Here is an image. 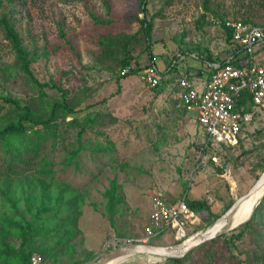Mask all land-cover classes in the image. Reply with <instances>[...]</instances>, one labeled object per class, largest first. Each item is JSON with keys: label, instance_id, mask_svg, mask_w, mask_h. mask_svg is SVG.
I'll return each instance as SVG.
<instances>
[{"label": "rangeland", "instance_id": "374dc122", "mask_svg": "<svg viewBox=\"0 0 264 264\" xmlns=\"http://www.w3.org/2000/svg\"><path fill=\"white\" fill-rule=\"evenodd\" d=\"M146 2L145 17L152 21L149 50L139 23L145 18L140 0H16L11 11L0 7V16L9 12L24 46L37 55L31 65L34 77L66 90L71 101L84 109L77 114L80 121L87 112L102 115V127L88 133L91 144L87 146L110 145L102 163L91 162L92 155L86 152L87 157H81L85 170L80 174L55 169L58 179L84 194V203L78 232L67 242L63 254L57 260L45 256L52 264H93L111 249L141 236L154 193L162 194L169 203L203 200L213 213H219L229 201L247 193L256 180V156L242 155L237 147L204 148L205 137L195 123L196 113H184L177 91L166 89L183 77L186 68L208 70L195 57L197 53L222 60L227 49L223 32L210 16L200 23V0H172L168 5L167 0ZM212 4H220L229 13L239 10V15L264 26L263 0H212ZM120 33L136 35L130 49L131 65L145 68L154 61L163 79L161 90L148 88L137 75L120 78L115 62L102 57L95 44L97 36ZM4 38L0 31V69L16 63ZM255 50L260 51V46ZM263 59L264 52L257 57ZM169 64L173 72L166 78ZM27 82L22 74L3 75L0 70V95L27 99L32 95ZM47 93L54 95L56 90ZM71 120L67 117L64 121ZM248 127L250 134L261 128L264 133V117ZM243 144L244 150H249L264 144V136L249 135ZM112 183H116L118 194L111 209L106 192ZM193 214L195 221L185 227L188 237L210 224L205 225V212ZM174 242L170 230L157 240L159 245ZM211 249L195 250L185 264H222L220 253H209ZM33 254L41 255L35 250L29 253ZM132 258L118 264H144L140 257ZM11 264L21 261L14 258Z\"/></svg>", "mask_w": 264, "mask_h": 264}, {"label": "trees", "instance_id": "16d2710c", "mask_svg": "<svg viewBox=\"0 0 264 264\" xmlns=\"http://www.w3.org/2000/svg\"><path fill=\"white\" fill-rule=\"evenodd\" d=\"M16 0H0V7L10 8ZM172 0H167L168 5ZM5 4V7L3 6ZM264 3V0H263ZM203 14L199 17L200 23L204 24L207 16L217 20L241 21L246 24L256 25L239 15V10L227 12L220 4H212V0H200ZM146 0H140V11L146 15ZM9 12H3L0 16V31L4 39L8 41V47L15 55V64L0 69L1 74L12 73L22 74L28 80L27 84L32 95L27 99H19L11 95H0V264H11L14 258L21 261V264H28L31 251H39L46 262L52 264L48 259L57 260L63 254L67 242L73 240L77 231V221L82 211L84 194L80 190L72 188L69 184L56 177V170H71L76 174L84 172L81 157L86 152L92 155L89 160L93 163H102L108 155L107 150L101 143L90 149L88 144L91 140L87 138L88 133L99 130L102 115L87 112L82 121L77 114L84 113L79 105H75L68 97V92L56 84L41 83L33 75L31 65L37 59L35 52H29L24 46L20 35L15 31L11 23ZM232 16L229 18V16ZM211 18V19H212ZM101 22L100 20H94ZM140 28L143 31L147 43V50L151 43L152 21L146 17L139 20ZM213 23V22H212ZM210 23V25H212ZM215 25V24H214ZM223 32L225 43L234 46L231 42L230 31L223 25H217ZM62 38L64 34L61 32ZM136 35L127 36L124 33L116 35L97 36L95 44L100 48L103 58L115 62L119 71L128 69V73L118 76L125 78L129 75H138L144 69L151 67L154 63L148 64L145 68H134L131 65L130 49ZM71 46L70 43H67ZM264 52V43L260 45ZM74 53V48L71 46ZM237 55L230 63L238 64L245 61L247 56L244 50L237 47ZM255 51V55L262 52ZM192 56V52L188 51ZM43 55H46L43 52ZM205 64L208 79L215 72L210 63L215 59L197 53L195 56ZM152 58V57H151ZM224 59L219 65L226 62ZM217 63V62H216ZM170 64L166 69L170 68ZM180 79H188L184 76ZM163 81V79H162ZM56 90V94L49 95L47 90ZM160 89V86L155 88ZM163 89V88H162ZM167 90L177 91L178 101L181 102V90L178 81L168 86ZM246 100V108L250 110ZM86 110L87 107H86ZM185 113V109L182 108ZM67 117H72L71 122L65 123ZM260 120L259 118L255 121ZM202 129L205 137L204 148L208 145L207 135ZM249 127L242 129L238 143L235 146H220L223 148H240L242 155L256 156L257 163L255 171L258 173L255 179L264 170V144H259L249 150H244V139L251 135L264 136L262 128L253 134L248 133ZM71 134L74 137L70 139ZM255 180V181H256ZM117 185L112 183L106 192L111 209L117 199ZM189 210L195 214L205 212L208 221L205 225L220 217L234 202L229 201L219 213H213L207 202L203 200L183 199ZM163 235V234H162ZM161 236V235H160ZM151 239L148 244H157L159 237ZM140 236L127 241L135 242ZM174 244L180 241L174 240ZM18 243V248L15 246ZM210 246L209 253H220L222 264H264V198L256 208L251 219L233 232L202 244L197 249ZM220 246V249H217ZM190 252L181 260H164L163 264H185ZM45 256L48 258L46 259ZM210 262L212 259H209ZM55 264V263H54Z\"/></svg>", "mask_w": 264, "mask_h": 264}, {"label": "built area", "instance_id": "2783aa9c", "mask_svg": "<svg viewBox=\"0 0 264 264\" xmlns=\"http://www.w3.org/2000/svg\"><path fill=\"white\" fill-rule=\"evenodd\" d=\"M211 21L230 31L234 46H229L224 64L211 65L215 72L201 90L188 79L178 80L181 103L187 113H196V121L204 129L207 141L212 146H235L242 129L264 117V59L257 60L260 54H254L255 48L264 43V26L229 19L212 18ZM237 47L242 48L247 56L239 65L230 63L237 55ZM126 73L128 69L119 71L120 75ZM137 77L150 89L162 83V75L154 64L141 71ZM247 99L250 110L246 108ZM194 218L184 200L169 203L162 194L154 193L151 196L148 223L135 242L148 244L149 240L162 235L166 230L172 231L173 240L182 241L188 237L185 233L186 225L193 223ZM163 262L162 259L147 257L146 264ZM28 264L48 263L40 255L33 254Z\"/></svg>", "mask_w": 264, "mask_h": 264}, {"label": "water", "instance_id": "95a60500", "mask_svg": "<svg viewBox=\"0 0 264 264\" xmlns=\"http://www.w3.org/2000/svg\"><path fill=\"white\" fill-rule=\"evenodd\" d=\"M129 71V68H128ZM254 206L246 219L238 221L237 210L247 199L259 194ZM264 198V170L251 186L247 193L237 198L232 205L216 220L210 223L203 230L191 237L172 245H155L131 242L117 246L100 257L93 264H118L134 256H144L162 260H181L190 252L204 243L212 241L223 235L229 234L240 226L246 224L252 217L258 205Z\"/></svg>", "mask_w": 264, "mask_h": 264}, {"label": "crops", "instance_id": "0c3cea01", "mask_svg": "<svg viewBox=\"0 0 264 264\" xmlns=\"http://www.w3.org/2000/svg\"><path fill=\"white\" fill-rule=\"evenodd\" d=\"M228 51H229V45H227V49H226V52H225V56H224V58L221 60V59H219V60H217V61H215V63H210L209 64V66L210 65H219L218 64V62L220 63L221 61H223L224 59H226L227 58V55H228ZM155 60V59H154ZM217 62V63H216ZM155 65V64H154ZM204 67H206V65L205 64H202ZM189 68H186V72H185V74L183 75V77L184 76H187V77H189V81L190 82H192L193 83V85L195 86V87H197V85H198V90H201L204 86H205V84H206V82L208 81L207 79H208V74H206V75H204V76H202V74H203V72L205 73L207 70H205L206 68H202V69H198V70H195V71H190V70H188ZM170 68H168V69H165V74H167V76H166V78H171V74H172V72H173V70H172V72L170 71ZM192 72V73H191ZM183 77H181V78H183ZM179 80V79H178ZM195 80H197V81H195ZM195 82H197V83H195ZM197 84V85H196ZM168 88V87H167ZM166 88V89H167ZM179 106H180V108L182 109L183 108V106H182V103L181 102H179ZM185 113H187V112H185ZM135 257H140L139 258V260L140 261H143L144 262V264H146V262H147V257H144V256H134L132 259H135ZM128 259H130V258H128Z\"/></svg>", "mask_w": 264, "mask_h": 264}, {"label": "bare ground", "instance_id": "6f19581e", "mask_svg": "<svg viewBox=\"0 0 264 264\" xmlns=\"http://www.w3.org/2000/svg\"><path fill=\"white\" fill-rule=\"evenodd\" d=\"M260 193L254 196L259 197ZM257 198L251 197L247 199L245 202H243L240 207L237 210L236 218L238 221L246 219V217L249 215L252 207L254 206Z\"/></svg>", "mask_w": 264, "mask_h": 264}]
</instances>
